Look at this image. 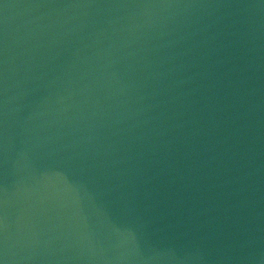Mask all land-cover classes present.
Masks as SVG:
<instances>
[{
  "label": "water",
  "instance_id": "water-1",
  "mask_svg": "<svg viewBox=\"0 0 264 264\" xmlns=\"http://www.w3.org/2000/svg\"><path fill=\"white\" fill-rule=\"evenodd\" d=\"M0 264H264V0H0Z\"/></svg>",
  "mask_w": 264,
  "mask_h": 264
}]
</instances>
